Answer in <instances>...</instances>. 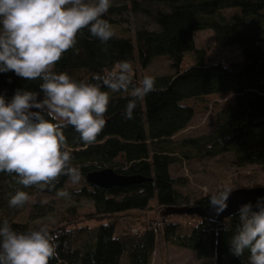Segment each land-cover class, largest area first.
Segmentation results:
<instances>
[{
	"label": "trees",
	"instance_id": "obj_1",
	"mask_svg": "<svg viewBox=\"0 0 264 264\" xmlns=\"http://www.w3.org/2000/svg\"><path fill=\"white\" fill-rule=\"evenodd\" d=\"M129 11L145 16L153 26L134 32L121 28L115 16ZM102 18L116 35L102 44L83 29L77 36L79 54L73 49L65 52L55 72L67 73L77 82H95L93 74H106L117 62L129 60L134 82L139 84L145 75H138V70H148L154 60L168 58L170 68L166 73L147 74L155 77L157 91L137 102L131 120L123 117L129 93L102 88L110 101L106 126L95 143L81 141L71 126L64 129L71 166L78 167L84 178L72 194L89 201L92 210L82 213L78 206L68 205L54 217L55 223L44 221L50 232L59 234L58 257L49 264H151L159 238L194 252L201 264H250L249 250L242 256L230 250L239 214L214 223L186 213L189 207L210 204L212 193L182 191L187 178L171 175L170 167L186 163L193 171L210 158L225 156L236 166L258 165L264 172V0H112ZM205 29L212 30L216 45L235 46L238 57L214 60L205 49L197 48L194 33ZM188 52L194 61L183 69ZM41 83L12 71L0 73V95L10 102L21 89L37 92L43 99ZM221 92L233 94L234 102L214 113L213 130L175 139L194 116L193 108L182 102ZM105 168L143 180L110 189L86 180L88 173ZM16 180L15 174L0 172V211L9 207L17 190L28 192L29 197L56 194L68 177L61 176L51 191L25 188ZM153 200L160 214L145 220L141 213L151 208ZM47 213L25 221L7 220L15 231L25 232L49 217ZM129 226L138 227L137 232L131 233Z\"/></svg>",
	"mask_w": 264,
	"mask_h": 264
},
{
	"label": "clouds",
	"instance_id": "obj_2",
	"mask_svg": "<svg viewBox=\"0 0 264 264\" xmlns=\"http://www.w3.org/2000/svg\"><path fill=\"white\" fill-rule=\"evenodd\" d=\"M111 6L112 0H0V73L12 71L26 80L39 79L44 94L38 99L37 92L18 89L10 102L0 95V172L15 174L16 182L25 188L51 191L61 176L72 184L81 182L80 169L71 166L64 129L71 126L81 141L95 143L106 126L110 101L102 88L129 93L125 120L134 118L138 101L157 91L153 76L134 82L129 60L117 62L106 74H93L95 82H77L67 73L54 71L65 52L73 49L79 54L77 36L83 29L102 44L116 35L102 18ZM33 108L39 111H31ZM232 191L223 184L210 195L209 203L217 215L227 209ZM56 195L70 198L64 189ZM29 199L28 192L17 190L9 207H22ZM256 207L254 211L250 202L240 207L230 250L242 256L247 249L250 264H264V197L258 198ZM45 220L55 223L52 217H45L25 232L15 231L7 219L0 222V264H49L58 257L59 234L50 232Z\"/></svg>",
	"mask_w": 264,
	"mask_h": 264
},
{
	"label": "rangeland",
	"instance_id": "obj_3",
	"mask_svg": "<svg viewBox=\"0 0 264 264\" xmlns=\"http://www.w3.org/2000/svg\"><path fill=\"white\" fill-rule=\"evenodd\" d=\"M115 20L119 22L121 28L128 29L131 32L138 27H152V23L148 18L141 14H134L129 11L122 16H115ZM195 44L197 48L205 49L210 59L218 60L224 57H238L239 53L235 46L223 47L216 45L213 39L211 29L199 30L194 33ZM194 61L192 53H186L183 57L182 68L186 69ZM170 68V60L162 57L154 60L148 70L142 72L138 70V75H147L151 73H166ZM138 69V68H137ZM141 78V77H140ZM234 102V96L230 92H221L207 95L200 99H188L182 103L191 106L194 110V116L185 129L175 135V139L186 136H198L208 133L214 128L213 115L216 111L225 108ZM219 159V160H218ZM190 171L186 163L172 165L170 167L171 175L175 177H186L187 183L181 186V190L185 192L193 191L196 194H208L216 192L221 185L227 184L231 188L235 185L239 188L264 187V172L258 165L236 166L233 164L231 157L210 158L205 164H198ZM84 178L78 184H72L69 179L64 185V190L68 191L70 198L58 197L53 193H42L37 196H31L29 201L22 207H8L4 211H0V222L5 219L10 221H25L31 216L39 215V212H48L50 217L54 219L68 205L78 206L79 212L92 210V205L86 199L76 197L72 194V189L78 187ZM237 189V188H235ZM47 200L46 204L41 201ZM37 205L38 207H36ZM148 210L141 213L145 220L159 216V209L155 200L151 201ZM1 210V209H0ZM47 216V215H46ZM56 219H54L55 221ZM124 226V224H122ZM132 233V229L138 227H128ZM137 230V229H136ZM119 229H117V234ZM151 264H201L196 254L188 249L178 248L169 243H163L160 238L156 251L152 256Z\"/></svg>",
	"mask_w": 264,
	"mask_h": 264
},
{
	"label": "water",
	"instance_id": "obj_4",
	"mask_svg": "<svg viewBox=\"0 0 264 264\" xmlns=\"http://www.w3.org/2000/svg\"><path fill=\"white\" fill-rule=\"evenodd\" d=\"M38 99H41L38 95ZM39 109H31V111H38ZM86 180L93 186L102 189H110L113 186L122 187L133 183H139L142 178L138 176L118 175L110 168H105L99 171L88 173ZM264 197V187H251V188H237L231 192L229 200L227 201L228 207L222 213L217 215L215 209L210 205L206 206H192L186 209V213L195 214L200 218L207 219L210 222L220 223L223 219L239 214V209L242 205L251 203L253 210L257 211L258 198ZM182 210H178L181 212Z\"/></svg>",
	"mask_w": 264,
	"mask_h": 264
},
{
	"label": "built area",
	"instance_id": "obj_5",
	"mask_svg": "<svg viewBox=\"0 0 264 264\" xmlns=\"http://www.w3.org/2000/svg\"><path fill=\"white\" fill-rule=\"evenodd\" d=\"M132 232H133V233H136V232H137V230L133 228V229H132Z\"/></svg>",
	"mask_w": 264,
	"mask_h": 264
}]
</instances>
